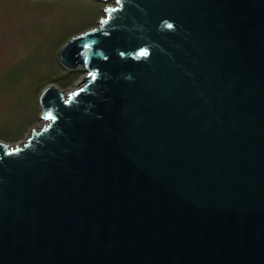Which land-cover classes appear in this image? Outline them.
Listing matches in <instances>:
<instances>
[{"label":"water","instance_id":"95a60500","mask_svg":"<svg viewBox=\"0 0 264 264\" xmlns=\"http://www.w3.org/2000/svg\"><path fill=\"white\" fill-rule=\"evenodd\" d=\"M113 1L0 141V264H264V0Z\"/></svg>","mask_w":264,"mask_h":264},{"label":"rangeland","instance_id":"374dc122","mask_svg":"<svg viewBox=\"0 0 264 264\" xmlns=\"http://www.w3.org/2000/svg\"><path fill=\"white\" fill-rule=\"evenodd\" d=\"M113 0H0V141L22 144L47 124L39 103L43 89L65 94L90 76L70 69L59 52L70 38L97 27Z\"/></svg>","mask_w":264,"mask_h":264},{"label":"snow or ice","instance_id":"6c2138e0","mask_svg":"<svg viewBox=\"0 0 264 264\" xmlns=\"http://www.w3.org/2000/svg\"><path fill=\"white\" fill-rule=\"evenodd\" d=\"M167 26H168L169 28H170V27H172V25H167ZM143 54H145V55H146L147 53H143ZM46 118H51V116H49V117H46Z\"/></svg>","mask_w":264,"mask_h":264}]
</instances>
